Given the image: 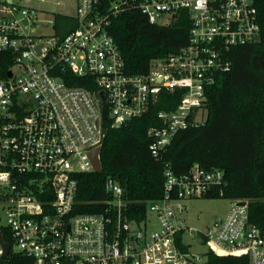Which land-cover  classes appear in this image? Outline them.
Masks as SVG:
<instances>
[{
    "label": "built area",
    "instance_id": "2783aa9c",
    "mask_svg": "<svg viewBox=\"0 0 264 264\" xmlns=\"http://www.w3.org/2000/svg\"><path fill=\"white\" fill-rule=\"evenodd\" d=\"M14 1L0 0V54L14 60L12 76L0 80V216L6 222L0 233L10 246L5 257L0 240V264L10 263L11 252L25 264H205L191 254L195 237L217 256L264 264V230L250 222L246 201L232 200L226 217L205 232L179 220L185 201L224 195L222 170L196 164L178 177L167 165L164 195L148 204L140 222L125 214L113 178L105 182L113 200L104 213L75 212L77 176L94 172L90 154L106 136L103 112L119 128L161 101L175 102L149 130V151L160 159L181 132L204 125L208 90L232 70L230 51L260 41L256 0H77L78 27L65 37L57 35L55 18L39 21ZM131 9L157 26L189 14L188 44L154 60L156 73L127 74L109 33L111 18ZM45 28L51 32H36ZM68 71L92 77L97 90L72 86L63 78Z\"/></svg>",
    "mask_w": 264,
    "mask_h": 264
},
{
    "label": "trees",
    "instance_id": "16d2710c",
    "mask_svg": "<svg viewBox=\"0 0 264 264\" xmlns=\"http://www.w3.org/2000/svg\"><path fill=\"white\" fill-rule=\"evenodd\" d=\"M259 12L260 41L233 48L232 70L220 73L207 92L204 125L181 132L160 159L149 151V130L158 125L157 113L171 110L166 101L154 105L142 118L119 128L113 127L108 112H103L107 128L101 149L102 171L77 176L78 192L75 212L102 214L105 202L113 200L105 182L115 179L123 190L124 212L132 221L147 217L148 204L164 195V171L167 165L176 176H182L199 165L206 170H222L227 186L223 196L203 199L240 200L248 203L249 219L264 230V0H256ZM56 31L65 37L78 27L74 17L57 15ZM189 14L170 26L151 25L136 9L111 18L109 33L114 38L129 75H147L152 62L176 54L188 44ZM14 67L13 57L0 54V80ZM63 78L72 86L97 89L92 77H75L66 72ZM177 103V99H176ZM4 240L11 244L5 233ZM205 264H249L247 256L220 257L205 254ZM8 264H25L11 252Z\"/></svg>",
    "mask_w": 264,
    "mask_h": 264
},
{
    "label": "rangeland",
    "instance_id": "374dc122",
    "mask_svg": "<svg viewBox=\"0 0 264 264\" xmlns=\"http://www.w3.org/2000/svg\"><path fill=\"white\" fill-rule=\"evenodd\" d=\"M14 3L20 8L30 9L38 13L39 21H50L57 15L75 17L77 15V0H15ZM36 32L49 34L48 28L37 29ZM158 71L155 62L152 63L151 72ZM206 114L203 115V119ZM185 212L179 216V220L188 228H193L205 232L207 228L216 221L223 220L231 208V201L227 199H193L184 202ZM153 224L149 226L151 230L156 229L155 215L149 213ZM5 219L0 216V224L4 225ZM192 244L191 254L204 257L208 248L201 237L189 238Z\"/></svg>",
    "mask_w": 264,
    "mask_h": 264
},
{
    "label": "water",
    "instance_id": "95a60500",
    "mask_svg": "<svg viewBox=\"0 0 264 264\" xmlns=\"http://www.w3.org/2000/svg\"><path fill=\"white\" fill-rule=\"evenodd\" d=\"M39 49L40 47L37 48L38 52H39ZM12 76V73L9 72L8 73V77H11ZM101 98L104 100V94H101L100 95ZM100 154H101V149H97L95 151H93L91 154H90V157H91V161H92V164H93V168H94V172L95 173H100L102 171V164H101V159H100ZM0 240H1V243L4 247V250H5V253H4V256H8L9 254V249H10V246L8 244H6L3 240H2V236H1V233H0Z\"/></svg>",
    "mask_w": 264,
    "mask_h": 264
},
{
    "label": "crops",
    "instance_id": "0c3cea01",
    "mask_svg": "<svg viewBox=\"0 0 264 264\" xmlns=\"http://www.w3.org/2000/svg\"><path fill=\"white\" fill-rule=\"evenodd\" d=\"M228 212H229V211H228ZM227 214H228V213H227ZM227 214H226V215H227Z\"/></svg>",
    "mask_w": 264,
    "mask_h": 264
}]
</instances>
